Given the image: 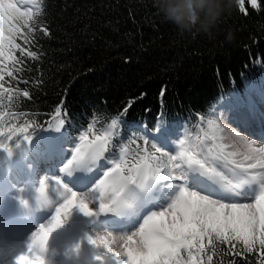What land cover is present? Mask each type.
I'll return each mask as SVG.
<instances>
[{
  "label": "trees",
  "instance_id": "obj_1",
  "mask_svg": "<svg viewBox=\"0 0 264 264\" xmlns=\"http://www.w3.org/2000/svg\"><path fill=\"white\" fill-rule=\"evenodd\" d=\"M260 3L259 11L246 4L247 14L223 16L209 36L179 32L162 21L151 0H39L30 43L17 41L38 56L16 52L14 77L3 81L12 91H0V128L27 125L30 139L17 136L11 153L0 149V155L21 157L53 138L71 145L91 125L97 134L112 133L108 159L118 158L130 138L144 137L166 152L179 151L183 142L210 159L208 148L225 145L227 117L242 120L264 107ZM56 120L63 121L59 134L48 138ZM163 163L169 164L167 157ZM242 249L217 241L207 255L212 264H260L264 253L258 245L251 253Z\"/></svg>",
  "mask_w": 264,
  "mask_h": 264
},
{
  "label": "snow or ice",
  "instance_id": "obj_2",
  "mask_svg": "<svg viewBox=\"0 0 264 264\" xmlns=\"http://www.w3.org/2000/svg\"><path fill=\"white\" fill-rule=\"evenodd\" d=\"M246 4L254 10L261 9L260 0H240L243 14H247ZM39 8V0H0L2 92L12 91L5 88L3 81L14 77L12 66L20 63L15 53L31 58L38 56L17 41L30 43ZM23 95L29 93L25 91ZM132 103L134 101H129V106ZM112 123L114 126L116 121ZM28 131L27 125L8 127L7 131L0 128V149L11 153V141L17 136L29 140ZM157 139L161 144L165 142L163 128L159 129ZM79 141L66 163L63 160L60 173L79 169L90 173L97 162L100 169L106 170L88 191L74 190L61 176L39 182L35 188L37 204L54 203V211L46 223L31 232L26 251L15 255L14 264H46L44 254L49 237L67 222L73 209H78L84 217L119 213L139 225L124 234L87 235L90 245L103 249V254L94 257L98 264H203L202 257L217 241L232 249L242 245V251L248 253L254 252L258 245L264 253V145L248 140L245 150L240 152L226 151L225 145H216L208 148L209 159L201 156L196 148L184 147L183 142L178 155H171L146 137L139 142L130 138L128 144L120 147L118 158L108 159L112 152V133L97 134L89 125ZM19 142L16 141L17 145ZM165 157L169 164L163 163ZM177 160L182 163L175 162ZM92 179L94 176H85L81 186L86 187ZM161 189L168 190L166 200L159 205V210L145 215L148 208L156 206L153 197ZM249 189L252 195L244 198L250 202H242L239 197ZM226 195L231 198L226 199ZM17 200L22 207H28V200L23 196H18ZM94 204L97 206L93 207ZM79 249L80 244L76 243L71 251L78 253ZM207 260L212 264L213 257L207 255ZM260 264H264V256Z\"/></svg>",
  "mask_w": 264,
  "mask_h": 264
},
{
  "label": "rangeland",
  "instance_id": "obj_3",
  "mask_svg": "<svg viewBox=\"0 0 264 264\" xmlns=\"http://www.w3.org/2000/svg\"><path fill=\"white\" fill-rule=\"evenodd\" d=\"M238 109L240 108H235V111H238ZM256 109V106H254L250 111L254 112ZM243 115V112H241V118H243ZM60 127L61 123L59 120H56L52 126H49L46 130L48 138L50 136H57ZM222 132L224 134L226 151H244L246 141L248 140L254 141L256 145H264V107L259 109L257 114L245 115V118L242 120L239 117H227L222 123ZM79 142L78 138L71 145H66L60 143L58 138H53L52 140L46 139L37 148L25 149L21 157L13 154L0 155V192H2L4 198L0 208H2L1 206L5 200L16 201L18 196H23L28 200L29 213L24 211V217L28 218V222L32 223V225L23 234L26 238L30 237L31 232L39 224L46 223L54 211V203L48 206H39L36 202L35 188L38 187L42 179L48 178L51 180L54 176H61L64 182L73 187L74 190L88 191L92 184L95 183V180L99 179L103 171L106 170L100 169L99 162H97V167L93 168L90 173H86L83 169L68 170L63 174L60 173L59 168L63 166V160L65 159L64 162L66 163L67 158H70L72 148ZM167 152L171 155H178L179 153L177 147L171 148ZM175 162L182 163L179 160ZM97 171H99V174H96ZM228 175L232 174L228 173ZM70 176H74L75 178L73 179ZM85 176H94V179L86 187H83L81 185ZM235 179L238 178L234 177ZM3 182L6 184H3ZM167 194V189L158 191L153 197L156 206L148 208L144 214L146 215L152 210H159V205L164 203ZM251 195L252 190L249 189L247 192L242 193L239 199L242 202H250V200L244 197ZM225 198L231 197L226 195ZM96 206L95 204L93 205V207ZM140 222H142V217L140 218ZM138 226V223L136 224L127 215L103 213L95 217H84L78 209H73L67 222L60 229L56 230V235L63 242L50 239V241L52 240L51 244L54 245L53 247H57H55L57 250L56 254L52 257L53 264H98L94 257L103 254V249L90 245L86 239L87 235L105 232L124 234L135 230ZM23 235L16 234L15 231L11 236L7 237V241L9 240V242L0 246V255L4 258V264H14V257L17 254L13 253V257L9 259L10 253L18 252L20 254L26 251L27 244L24 243ZM76 243L80 244L78 253L71 251L72 246ZM51 244L48 242V247Z\"/></svg>",
  "mask_w": 264,
  "mask_h": 264
},
{
  "label": "clouds",
  "instance_id": "obj_4",
  "mask_svg": "<svg viewBox=\"0 0 264 264\" xmlns=\"http://www.w3.org/2000/svg\"><path fill=\"white\" fill-rule=\"evenodd\" d=\"M156 14L181 33L211 35L218 21L240 11V0H151ZM56 248L47 249L46 264H53Z\"/></svg>",
  "mask_w": 264,
  "mask_h": 264
},
{
  "label": "bare ground",
  "instance_id": "obj_5",
  "mask_svg": "<svg viewBox=\"0 0 264 264\" xmlns=\"http://www.w3.org/2000/svg\"><path fill=\"white\" fill-rule=\"evenodd\" d=\"M258 138L261 139V137H259V136H258ZM263 140H264V138H263ZM45 155H47V154H45ZM70 177L73 179L75 178L74 176H70ZM3 184H6V183L3 182ZM3 200H4L3 194H2V192H0V205H1ZM20 206L21 205L19 204V202L17 200L16 201L5 200L4 204H2V206H1L2 208H0V237H4V238H0V246L7 244L9 242V240L7 241V237L11 236L12 233H14L15 231H16V234L23 235V234H25L26 229L29 228L30 225H32V223L28 222V218L24 217V211L26 213H29L28 212L29 206L28 207H20ZM13 210H14V213H13ZM15 211H16V213H15ZM51 238L53 240L56 239L60 242H63L56 235V231H54L50 235V238L48 241L50 244L52 243L51 242L52 240L50 241ZM23 239L25 240L24 243L27 244L29 238H26L23 235ZM51 246L53 247L54 245L51 244ZM51 246L48 247V249H51L52 248ZM13 253L19 254L18 252H12L9 255V259H10V257H13V255H14ZM46 255H47V253H46ZM3 261H4V258H3V256L1 257V255H0V264H4Z\"/></svg>",
  "mask_w": 264,
  "mask_h": 264
}]
</instances>
